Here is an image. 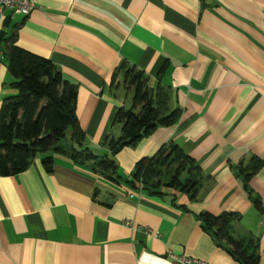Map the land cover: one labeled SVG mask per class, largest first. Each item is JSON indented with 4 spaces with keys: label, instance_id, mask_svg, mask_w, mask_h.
Returning <instances> with one entry per match:
<instances>
[{
    "label": "crops",
    "instance_id": "0c3cea01",
    "mask_svg": "<svg viewBox=\"0 0 264 264\" xmlns=\"http://www.w3.org/2000/svg\"><path fill=\"white\" fill-rule=\"evenodd\" d=\"M32 1L25 17L0 13V30L77 86L86 138L76 158L54 152L51 172L37 156L26 170L0 175V264H172L170 254L240 264L202 227L201 211L238 214L233 233L251 236L264 264V212L236 168L253 156L263 160L249 185L264 206V0ZM122 61L143 71L152 93L161 89L180 114L174 125L113 153L106 136L121 134L113 115L132 105L118 72V87L111 85ZM11 79L0 50V104L15 94ZM169 141L200 167L195 199L126 182L139 158ZM83 148L113 157L119 183L96 170Z\"/></svg>",
    "mask_w": 264,
    "mask_h": 264
},
{
    "label": "trees",
    "instance_id": "16d2710c",
    "mask_svg": "<svg viewBox=\"0 0 264 264\" xmlns=\"http://www.w3.org/2000/svg\"><path fill=\"white\" fill-rule=\"evenodd\" d=\"M9 19H5V26ZM0 50L12 78L9 86L15 91L12 96L3 98L0 104V175L10 176L26 170L37 156H41L44 169L51 172L54 152L72 154L76 158L77 149L85 145V133L76 114L77 86L66 81L50 59L18 46L15 34L7 36L6 31L0 30ZM162 69L163 66L159 72ZM117 72L122 76L126 89H132V105L119 106L113 115L112 123L121 124V134L116 139L106 136L112 150L134 146L157 127L174 125L180 114L177 107H168L161 89L152 93L149 77L143 71L125 61L112 74L113 89L118 87L115 83ZM88 155L96 170L104 171L101 174L119 183L114 158L91 152ZM262 164L260 157L253 156L247 165L240 163L236 166L244 190L261 213L264 206L260 198L253 195L249 180ZM201 179L196 161L177 143L169 141L153 155L139 158L126 182L150 194L169 188L195 199ZM196 216L202 227L212 233L218 243L222 242L240 264L259 263L256 241L251 236H238L232 231V223L238 219V214L224 212L213 215L201 211Z\"/></svg>",
    "mask_w": 264,
    "mask_h": 264
},
{
    "label": "built area",
    "instance_id": "2783aa9c",
    "mask_svg": "<svg viewBox=\"0 0 264 264\" xmlns=\"http://www.w3.org/2000/svg\"><path fill=\"white\" fill-rule=\"evenodd\" d=\"M35 4L32 0H0V13L7 12L9 15H22L27 16L34 8ZM126 224H130V221H126ZM264 225V217L262 220ZM151 231L150 229H148ZM172 264H201L198 259L191 258L185 255L170 254Z\"/></svg>",
    "mask_w": 264,
    "mask_h": 264
},
{
    "label": "rangeland",
    "instance_id": "374dc122",
    "mask_svg": "<svg viewBox=\"0 0 264 264\" xmlns=\"http://www.w3.org/2000/svg\"><path fill=\"white\" fill-rule=\"evenodd\" d=\"M114 156V155H113ZM113 158V157H112ZM116 162V164H117V166L119 165L118 164V162L117 161H115ZM122 171H124L122 168H121V170H119V173H121ZM124 173V172H123ZM129 174V173H128Z\"/></svg>",
    "mask_w": 264,
    "mask_h": 264
},
{
    "label": "water",
    "instance_id": "95a60500",
    "mask_svg": "<svg viewBox=\"0 0 264 264\" xmlns=\"http://www.w3.org/2000/svg\"><path fill=\"white\" fill-rule=\"evenodd\" d=\"M116 150H117V148L113 149V151H112V152L114 153V152H116Z\"/></svg>",
    "mask_w": 264,
    "mask_h": 264
}]
</instances>
